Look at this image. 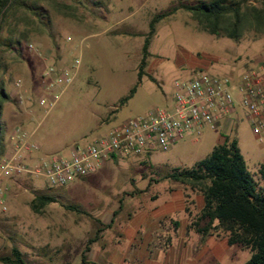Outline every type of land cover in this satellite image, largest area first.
<instances>
[{
  "label": "rangeland",
  "instance_id": "1",
  "mask_svg": "<svg viewBox=\"0 0 264 264\" xmlns=\"http://www.w3.org/2000/svg\"><path fill=\"white\" fill-rule=\"evenodd\" d=\"M178 1L198 0H23L11 10L0 32V83L10 98L0 117L5 152L15 128L32 135L39 146L36 158L66 152L129 118L171 107L174 83L198 71L238 74L264 64V33L250 30L238 40L211 35L188 13L177 11L158 23L145 74L138 80L150 18ZM60 75L68 82L59 80ZM133 86V96L121 103ZM225 120L230 121L227 130ZM217 123L216 129L190 133L165 151L108 159L94 174L65 186L15 177L9 181L8 209L0 213V256L16 246L27 264H80L85 242L99 227L96 220L109 221L121 199L112 227L91 246L87 257L92 262L243 264L248 250L229 246L224 235L209 236L200 244L188 227L200 210L198 193L181 186L184 209L154 215L172 186L160 177L176 167L190 168L225 134L237 142L248 172L262 186L258 168L264 146L252 134L247 112L238 107ZM40 194L56 201L38 214L31 202Z\"/></svg>",
  "mask_w": 264,
  "mask_h": 264
},
{
  "label": "trees",
  "instance_id": "2",
  "mask_svg": "<svg viewBox=\"0 0 264 264\" xmlns=\"http://www.w3.org/2000/svg\"><path fill=\"white\" fill-rule=\"evenodd\" d=\"M255 1L259 6H255L249 0H198L193 3L178 1L166 10L155 13L148 22V29L143 38L137 71L138 80L145 74L144 69L151 56L149 51L151 41L161 20L174 15L177 11H183L196 21L202 31L238 40L250 30L264 33V0ZM23 4V0H0V32L10 11ZM59 12L69 17L75 15L66 11ZM150 79L154 81L153 77ZM135 90L136 86H133L128 95L122 98L121 103L130 99ZM9 99L3 84L0 83V117L4 103ZM4 152L3 131L0 125V159ZM258 174L263 182L262 186L248 172L237 142L225 138L222 144L215 145L205 158L196 161L190 168H173L160 179L178 183L184 189L202 196V207L188 226L198 235L200 244L209 236L224 235L229 246L236 245L250 252L249 258L243 264H264V162L260 164ZM55 201L52 196L40 194L32 200L31 208L40 214L44 207ZM63 206L90 216L75 206ZM121 209L120 199L118 208L112 212L108 223L96 220L99 227L85 242L80 254V264H96L87 257L91 246L101 238L106 229L112 227L114 217ZM174 224L177 225V222ZM0 263L27 264L16 246L10 248L8 255L0 256Z\"/></svg>",
  "mask_w": 264,
  "mask_h": 264
},
{
  "label": "built area",
  "instance_id": "3",
  "mask_svg": "<svg viewBox=\"0 0 264 264\" xmlns=\"http://www.w3.org/2000/svg\"><path fill=\"white\" fill-rule=\"evenodd\" d=\"M69 78L60 75L59 80ZM18 85V83H16ZM171 107L154 108L112 127L87 144H73L62 153L41 154L32 135L15 128L10 146L0 159V213H5L9 181L17 176L43 178L52 186H65L98 171L108 159L140 156L154 149L165 151L186 135L244 109L252 134L264 146V64L238 74L196 72L184 82H175ZM43 103V100H40ZM34 156V159L32 157Z\"/></svg>",
  "mask_w": 264,
  "mask_h": 264
},
{
  "label": "crops",
  "instance_id": "4",
  "mask_svg": "<svg viewBox=\"0 0 264 264\" xmlns=\"http://www.w3.org/2000/svg\"><path fill=\"white\" fill-rule=\"evenodd\" d=\"M229 123H230L229 120L224 121L223 126L226 130H227ZM225 138H228L226 134H225V137L221 136L220 138H218L216 145L222 144L224 142ZM43 154H46V153H43ZM263 162H264V159H263ZM166 181H168V180H166ZM169 183H172L173 187L172 186L167 187V188H169V190L167 191L166 196L163 198V201H162L163 202V208L159 211H155L154 215L156 217H160V216H164V215H170L174 212H178V211H181L184 209L185 200H184L183 189L181 190V188H180L181 186L178 183H175L172 181H169ZM197 202L199 204V209H200L202 207V204H203V199H202L201 195H199L197 197ZM109 221H106L104 223L106 224ZM88 260L91 261L89 258H88ZM145 264H154V262L147 261Z\"/></svg>",
  "mask_w": 264,
  "mask_h": 264
}]
</instances>
